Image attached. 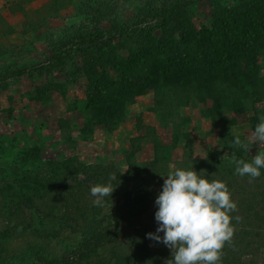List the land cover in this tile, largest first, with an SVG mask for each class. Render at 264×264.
Here are the masks:
<instances>
[{
    "label": "rangeland",
    "instance_id": "374dc122",
    "mask_svg": "<svg viewBox=\"0 0 264 264\" xmlns=\"http://www.w3.org/2000/svg\"><path fill=\"white\" fill-rule=\"evenodd\" d=\"M163 1L0 0V264H167L170 249L146 234L158 227L155 199L172 165L225 183L233 236L241 230L253 251L241 260L264 264V168L240 177L232 162L264 146L231 147L264 114V22L255 19L264 0ZM87 4L100 12L84 14ZM174 8L188 25L181 67L173 45L154 66L130 59L134 45L117 46L119 30ZM237 25L248 42H227L221 56L209 31ZM77 42L100 43L88 63ZM96 184L114 188L102 207Z\"/></svg>",
    "mask_w": 264,
    "mask_h": 264
},
{
    "label": "clouds",
    "instance_id": "9594fccd",
    "mask_svg": "<svg viewBox=\"0 0 264 264\" xmlns=\"http://www.w3.org/2000/svg\"><path fill=\"white\" fill-rule=\"evenodd\" d=\"M258 120L247 142L237 135L231 147L248 153L251 144L264 146V114ZM232 162L235 174L256 179L264 168V151H257L251 162L238 159L233 152ZM162 178V190L155 199L154 217L158 227L146 237L170 249L167 264H218L225 243L231 242L234 233L230 213L237 206L227 186L220 180L209 181L192 167L182 169L172 165ZM113 190L111 185L92 186L93 204L102 207L103 198L110 197ZM161 232L162 237L158 235Z\"/></svg>",
    "mask_w": 264,
    "mask_h": 264
},
{
    "label": "trees",
    "instance_id": "16d2710c",
    "mask_svg": "<svg viewBox=\"0 0 264 264\" xmlns=\"http://www.w3.org/2000/svg\"><path fill=\"white\" fill-rule=\"evenodd\" d=\"M170 1L172 0L163 1L164 2L163 5L165 6V8L167 6L166 3ZM233 1L237 5L242 4L243 6L249 0H233ZM90 4H87L86 7L84 5L81 6L84 7V9L82 10L84 14L88 15V12L91 13L93 11L96 14L97 12H100V8H92L91 6L92 4L91 5ZM104 7L110 8L111 6L105 4ZM51 10H54V7H51ZM153 13H154V9L148 10L147 16ZM181 16H182L181 13L179 11L176 12L174 8L173 13L171 14L170 17H163L162 19H159L158 21L155 22H144L139 20L140 21L139 23H136L135 25L130 26L128 28H123L122 30H119L117 36L119 39L117 46L119 48H125L126 44L134 45L132 47L129 46L130 59L138 61L142 64L152 63L154 66V63L158 65L159 61L164 62V59L167 56L166 49L170 47V45H173L172 49L173 51L176 52V54H174V52L172 54L174 56L173 61H176L173 62V64L175 68L176 67L179 68L182 66V61L180 60V56L178 52L179 51L185 52V48H184L185 40L183 37L185 36L187 37L185 32L188 31L187 29L188 25H186V19L184 18L182 19ZM94 17L96 16L94 15ZM255 19L257 20L256 22H259V25H262V23L264 22V7H260L258 10L255 11ZM158 31H161L163 33L162 36L163 38L161 37L162 39L158 41V43L160 44L157 43L155 48L152 49V51L150 52L149 50L146 49L144 43H146V45L150 43V41L153 40L152 35L154 34V32H158ZM227 32L228 34L226 35L225 32L220 33L214 30L209 31L208 40L210 43L218 47V52L221 56L225 55L227 52V42L233 43L232 44L234 45L233 47L237 48L239 47L238 45H240L241 42H244L246 44L250 38L249 34H246L243 27H240L238 25L234 27L232 26L230 32L229 30ZM72 33L73 32L70 31L67 40L73 39L74 36L72 35ZM176 33L178 34V37ZM174 35H176V37H174ZM164 38L166 41L163 42ZM95 43L93 42L92 47H88V46L84 47L82 43L77 42V44H72L70 47L73 50L80 52L84 50L85 51L84 61L85 63H88V61L93 57L92 54L95 53V51H93V47H96V45L100 44L99 42H95ZM52 44L53 42L51 41L50 45L52 46ZM112 51L113 53H117L116 47H113ZM101 52L102 49L100 53ZM104 56L105 54L100 55V57H104ZM176 56L178 57L176 58ZM129 61L132 62L131 60ZM163 65L165 64L163 63ZM159 69H161V66L160 68L157 67L156 71L157 70L159 71ZM233 79L237 83H241V81L237 80L236 78ZM107 91L108 90H106L105 93H107ZM243 231H245V227L243 228ZM242 236L243 234L241 230H238V234H236V237L233 236L230 243H225L222 249V251L225 252V256H223L224 260L222 264H226L228 261L231 264H247L244 263L241 259L243 258L246 252L250 253L253 251H251L250 249L251 242L250 241L248 242V238H246L245 240L246 236L245 237ZM241 237L243 238V240L241 239ZM244 241H245V245L241 246V244ZM255 261H256L255 259L250 260L249 264H258Z\"/></svg>",
    "mask_w": 264,
    "mask_h": 264
}]
</instances>
